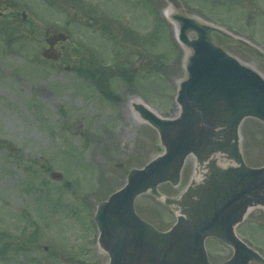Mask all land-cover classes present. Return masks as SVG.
Segmentation results:
<instances>
[{
  "label": "rangeland",
  "instance_id": "obj_1",
  "mask_svg": "<svg viewBox=\"0 0 264 264\" xmlns=\"http://www.w3.org/2000/svg\"><path fill=\"white\" fill-rule=\"evenodd\" d=\"M26 1L27 24L13 27L19 31L12 45L0 29V264H109L98 245L97 207L125 185L131 169L164 151L157 130L136 120L140 103L134 100L172 118L187 77L186 51L162 11L181 9L244 38L252 47L214 37L264 76V0ZM56 32L69 40L58 46L61 59L48 61L42 52ZM128 64L135 72L129 83L120 74ZM89 70L98 75L89 76ZM120 108H129L136 122L126 139L119 138ZM241 133L246 163L263 166L264 123L248 118ZM192 160L180 185L164 183L162 194L176 198L184 192ZM52 171L64 178L52 179ZM135 205L159 230L176 221L175 210L150 192ZM263 234L257 227L240 229V237L262 254ZM214 243V260L230 255Z\"/></svg>",
  "mask_w": 264,
  "mask_h": 264
},
{
  "label": "water",
  "instance_id": "obj_2",
  "mask_svg": "<svg viewBox=\"0 0 264 264\" xmlns=\"http://www.w3.org/2000/svg\"><path fill=\"white\" fill-rule=\"evenodd\" d=\"M173 18L180 24L181 42L193 49L186 66L188 77L177 98L182 110L176 118L165 119L144 105L136 106L157 128L166 151L144 168L132 169L124 188L99 204L95 218L99 242L109 253L110 264H210L204 243L207 237L217 236L236 249L224 264H249L252 260L264 264V259L236 238L233 229L249 206L264 205V167L246 166L239 149L242 121L246 117L264 121V78L213 40L215 32L229 38L233 35L181 10ZM191 32L196 33V39L189 38ZM66 40L63 33L49 38L50 47L43 57L59 60L55 45ZM214 153L227 154L240 166L221 169L211 160L206 185L190 188L181 200L165 198L169 205L181 208L170 231L160 232L137 214L139 195L151 190L163 198L160 184H179L188 155L194 154L203 163ZM50 175L63 179L60 172Z\"/></svg>",
  "mask_w": 264,
  "mask_h": 264
},
{
  "label": "flooded vegetation",
  "instance_id": "obj_3",
  "mask_svg": "<svg viewBox=\"0 0 264 264\" xmlns=\"http://www.w3.org/2000/svg\"><path fill=\"white\" fill-rule=\"evenodd\" d=\"M29 5V3L26 0H0V19L4 21V27L8 29H13L16 30L17 28H13L14 26H18L20 24L25 25L27 24V13L25 10V5ZM52 34H49V36ZM60 43H58L59 46ZM192 167V164H191ZM257 209H254L250 211V213L246 216L245 220L237 226V232L240 234V229L243 226H247L249 228H258L261 232H264V210L260 211L256 215H252L254 211ZM264 235V234H263ZM216 239H209L208 243V249H209V258L210 261L213 262L214 264H220L225 262L228 258H230V255L233 253V249L222 243L219 240ZM210 242L214 243L216 246L219 245L224 246L226 248L230 249V255H228L227 258H223L220 261L214 260V257L211 255V247H210Z\"/></svg>",
  "mask_w": 264,
  "mask_h": 264
},
{
  "label": "bare ground",
  "instance_id": "obj_4",
  "mask_svg": "<svg viewBox=\"0 0 264 264\" xmlns=\"http://www.w3.org/2000/svg\"><path fill=\"white\" fill-rule=\"evenodd\" d=\"M174 13L173 7L169 6L166 7L162 14L165 18L168 19V21L172 24L175 37L177 38L179 34V24L172 19V14ZM184 49L186 51V56L188 57L191 53V48L184 46ZM134 99V98H133ZM136 103H141L147 105L142 99L135 98L134 100ZM180 110V107L178 106V111ZM119 113L122 116L123 119V127L121 129V133L119 134V138L126 139V134L128 133L129 129H131L136 122L133 121L132 112L129 110V108H120ZM136 116V120H139L141 123H144L141 115L139 113H134ZM145 124V123H144ZM205 169L202 167L199 169L198 174L196 176V182L199 183L204 178Z\"/></svg>",
  "mask_w": 264,
  "mask_h": 264
},
{
  "label": "trees",
  "instance_id": "obj_5",
  "mask_svg": "<svg viewBox=\"0 0 264 264\" xmlns=\"http://www.w3.org/2000/svg\"><path fill=\"white\" fill-rule=\"evenodd\" d=\"M10 40H11V39H10ZM11 42H12V41H11ZM93 75H94V73H93ZM124 79L128 81V77H124Z\"/></svg>",
  "mask_w": 264,
  "mask_h": 264
}]
</instances>
